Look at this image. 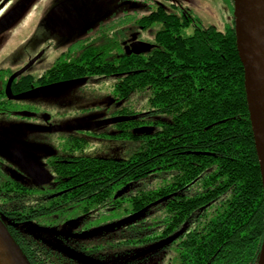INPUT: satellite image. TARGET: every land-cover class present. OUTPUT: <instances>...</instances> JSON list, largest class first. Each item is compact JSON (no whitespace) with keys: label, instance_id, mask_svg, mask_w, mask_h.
I'll return each instance as SVG.
<instances>
[{"label":"trees","instance_id":"16d2710c","mask_svg":"<svg viewBox=\"0 0 264 264\" xmlns=\"http://www.w3.org/2000/svg\"><path fill=\"white\" fill-rule=\"evenodd\" d=\"M162 19L169 31L159 50L115 61L108 73L128 72L115 93L146 102L141 120L130 110L129 159H89L80 166L96 167L97 173L114 167L109 172L114 180L123 168L128 199L122 204L107 192L109 203H102L99 183L93 184L99 191L93 203L97 216L66 222H79L94 236L96 259L103 262L109 255L136 256L176 237L155 252L125 258L127 264H260L264 190L235 23L225 31L197 28L186 36L173 16ZM143 125L152 131L141 132ZM121 213L140 217L119 226L121 219L114 217ZM16 243L29 264H49V254L44 259L36 254L42 248ZM1 252L0 264H8ZM51 263L78 264L67 257Z\"/></svg>","mask_w":264,"mask_h":264},{"label":"flooded vegetation","instance_id":"af4514ba","mask_svg":"<svg viewBox=\"0 0 264 264\" xmlns=\"http://www.w3.org/2000/svg\"><path fill=\"white\" fill-rule=\"evenodd\" d=\"M20 6L24 7L20 17L0 34V48L3 35L15 30L31 7L44 9L26 46L39 50L12 53L4 61L6 68L0 58V220L6 221L14 239L28 250L42 248L36 254L43 259L49 254V264L65 257L74 261L64 252L79 254L77 239L84 230L79 222L66 220L97 216L93 203L99 202V191L94 192L92 185L99 183L102 203H109L105 196L110 192L125 204L130 192L123 168L120 178L114 180L109 173L114 167H104L99 173L96 167H80L81 161L89 159H129V99L115 93L120 76L128 72L108 74L114 62L158 51L162 35L169 31L162 17L173 16L186 36L204 27L177 0H0V22ZM142 44L149 48L141 53ZM36 58L11 85L13 97H25L10 99L6 92L10 78ZM112 92L115 98L110 97ZM44 101H58L64 107L63 115H52ZM114 119L127 121L99 126ZM93 145L97 148L91 149ZM137 186L141 183L133 188ZM139 217L121 213L114 218L121 219L118 225L124 226ZM26 226L40 232L64 226L71 233L66 243L70 248L31 239ZM85 248H80L85 251L82 256L102 264L119 260L127 264L125 258L135 256L109 255L111 260L103 262L96 259V244L90 254Z\"/></svg>","mask_w":264,"mask_h":264},{"label":"water","instance_id":"95a60500","mask_svg":"<svg viewBox=\"0 0 264 264\" xmlns=\"http://www.w3.org/2000/svg\"><path fill=\"white\" fill-rule=\"evenodd\" d=\"M233 5L236 44L240 60L244 67L245 89L250 121L255 139L264 190V0H233ZM23 11L24 7L20 6L8 17L3 19L0 22V34L8 29L9 26L20 17ZM142 45L144 46V49L141 48V53L149 48L148 45ZM37 59L38 58L30 62L23 70L14 74L10 78L6 91L10 99L18 100L25 97V95L13 97L11 93V85L13 81L24 74ZM125 121H127V119H114L108 122H103L99 126L113 125ZM35 172H37V170ZM36 182L37 184L42 183V181ZM0 227H3L4 229L6 228L1 220ZM2 237L6 239L8 236L5 233L2 234L0 228V250L8 264H15L13 261V259H15L14 256L11 257L9 254L6 255L5 253V249H7L6 242ZM1 241L4 242V245L2 246ZM172 241L173 239H168L147 250L143 255L159 250L170 244ZM64 253L80 264H102L79 254L68 251H65ZM26 264L29 263L26 262ZM260 264H264V243Z\"/></svg>","mask_w":264,"mask_h":264},{"label":"rangeland","instance_id":"374dc122","mask_svg":"<svg viewBox=\"0 0 264 264\" xmlns=\"http://www.w3.org/2000/svg\"><path fill=\"white\" fill-rule=\"evenodd\" d=\"M180 2L184 7L185 10H188L190 14L193 16L195 21L198 23L200 27L208 28V27H214L219 31H225L228 27H231L234 24V6H233V0H177ZM39 2V1H38ZM42 7H31L29 11L22 17L20 22L17 24V27L12 32H9L2 37V43L0 48V58L2 62V67L6 68L8 65L6 64V60L12 53L16 51H25L29 53H34L39 50V48L33 49H27V44L32 39V29L34 28L35 21H38L41 18V12ZM34 24V25H33ZM33 25L32 27H30ZM18 32V33H16ZM193 34V33H192ZM145 38V36H144ZM73 83V82H72ZM72 83H67V86ZM101 82L97 83L100 84ZM100 88V87H97ZM112 88H109L110 90L107 91L111 92L113 90ZM80 98L82 97L81 94ZM112 98H115V94L112 92ZM46 103V106H48L49 111L52 113V115H56L57 118H60L63 115L64 107L58 102V101H44ZM133 104V105H131ZM130 110H132L135 116H138L141 118L140 113L142 114L146 113V110H142L141 107H146V102L143 100L142 96H135L131 101H129ZM71 109V108H67ZM139 113V114H138ZM152 127L148 125L141 126V132H151ZM122 140L119 138V141ZM130 146V145H129ZM97 148L96 145L91 146V149ZM28 229L25 231V233L31 238L35 239L37 241H47L50 244L55 245L58 248L61 249H69L70 246L66 243L68 242L67 238L71 234L68 230L64 229V226L49 229L43 232L36 231L34 229H31V227L26 226ZM1 228L2 234H7L8 237L2 239L6 242V255H10L11 257L14 256L15 259H13L15 264H26L28 261L22 254V252L19 249V246L17 245L15 239L11 235V233L6 230L7 228ZM10 234V236H9ZM77 247L76 251L80 255H84L85 252L83 249H80L82 245L86 246V250L88 253H91L92 245H95V239L94 236L89 234V232H82L80 239H77ZM4 245V242L1 241V246ZM77 249H80L82 251H79ZM1 251V250H0ZM84 251V252H83ZM1 255L2 252H1Z\"/></svg>","mask_w":264,"mask_h":264}]
</instances>
